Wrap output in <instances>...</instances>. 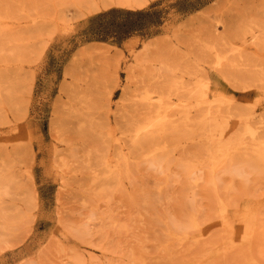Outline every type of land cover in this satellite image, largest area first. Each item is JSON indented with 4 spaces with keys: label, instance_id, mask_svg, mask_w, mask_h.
<instances>
[{
    "label": "rangeland",
    "instance_id": "obj_1",
    "mask_svg": "<svg viewBox=\"0 0 264 264\" xmlns=\"http://www.w3.org/2000/svg\"><path fill=\"white\" fill-rule=\"evenodd\" d=\"M0 74L13 82L0 89V264H264V162L227 172L180 115L163 133L177 157L190 146L189 169L154 168L141 151L109 157L98 135L119 133L150 99L196 122L258 116L264 0H0ZM258 119L228 159L255 156ZM26 123L59 147L44 159L54 169L33 143L30 170L16 139Z\"/></svg>",
    "mask_w": 264,
    "mask_h": 264
},
{
    "label": "bare ground",
    "instance_id": "obj_2",
    "mask_svg": "<svg viewBox=\"0 0 264 264\" xmlns=\"http://www.w3.org/2000/svg\"><path fill=\"white\" fill-rule=\"evenodd\" d=\"M124 3H129V0H123ZM253 53H256L254 43L246 49ZM5 82H13L8 78V75L0 74V89L5 87ZM192 95L203 97L204 91L200 84L193 86L191 90ZM113 96L111 94L107 95V115L111 120L115 116L113 104ZM0 100H1V90H0ZM144 112H140L136 118L132 117L129 121H125L119 127V133L114 129H111L107 134L99 133L98 135L103 140V145L106 144L105 149L109 155L112 157V152L117 150V152L127 158L129 154L134 151H141V155L146 161L157 169H163L164 164L167 163V168L172 169V167L177 166L183 169H189L191 167L190 161V146H184L182 153L185 157H177L179 153L177 147L173 146L172 142L169 141L168 137H165L163 133V127L165 125V119H170L171 123H174L175 116L180 115L183 119L185 133L190 136L195 134L198 130L202 132L203 136L213 141L215 144L214 152L219 156L223 157L222 163L227 165V172L233 173L238 176H245L246 169L258 170L262 167L264 162V144L257 145L255 149V156L253 158L245 159H228L227 153L233 147L242 146L244 144L243 140L246 135L255 136L256 133L252 130V124L260 122L259 117L264 114V104L259 109V115L257 116L255 110L248 114L247 116H240L235 120L231 119H217L213 122H209L206 116H203L201 120L196 122L190 114L189 111L174 110L172 107L165 105L164 102H155L152 99L148 100L146 103H142ZM26 107H23L19 112L20 117H25ZM243 127V128H242ZM243 129L241 132L239 129ZM37 128H34L30 123L22 125V130L17 134L16 139L19 142H23L22 149L29 158L30 170H33L36 163V156L33 151V143H36L38 149L42 152L43 169L50 170L54 169L55 165L51 161L46 162L44 159H51L55 153L58 152L59 147L52 141V144L47 145L42 139H37L34 132ZM5 139L3 131L0 132V141ZM236 144L235 146H233ZM229 163V164H228ZM214 167V166H213ZM216 166L214 167V169ZM229 212V206L224 203L219 204V213L225 215ZM228 223V221L226 222ZM198 225L194 220H191L185 227L183 233V239H188L190 237V231L195 229ZM41 244H38L40 247ZM27 251L29 252L28 248Z\"/></svg>",
    "mask_w": 264,
    "mask_h": 264
}]
</instances>
